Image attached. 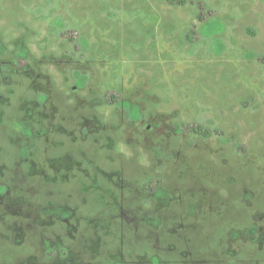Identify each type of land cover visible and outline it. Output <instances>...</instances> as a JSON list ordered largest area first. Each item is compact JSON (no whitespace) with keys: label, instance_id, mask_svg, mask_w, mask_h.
I'll use <instances>...</instances> for the list:
<instances>
[{"label":"rangeland","instance_id":"374dc122","mask_svg":"<svg viewBox=\"0 0 264 264\" xmlns=\"http://www.w3.org/2000/svg\"><path fill=\"white\" fill-rule=\"evenodd\" d=\"M0 264H264V0H0Z\"/></svg>","mask_w":264,"mask_h":264},{"label":"trees","instance_id":"16d2710c","mask_svg":"<svg viewBox=\"0 0 264 264\" xmlns=\"http://www.w3.org/2000/svg\"><path fill=\"white\" fill-rule=\"evenodd\" d=\"M200 5V9L201 10H203L204 9V5H201V4H199ZM200 19H202V17H200ZM203 128L202 127H200V126H197V127H195V128H193L192 129V131L194 132V133H197V134H200V135H203V137H206V138H209V137H211L212 136V134H211V132L210 131H205V132H203V130H202ZM154 182H156V184H161V180H151L148 184H147V186H149L150 184H152V183H154ZM158 184V185H159Z\"/></svg>","mask_w":264,"mask_h":264},{"label":"flooded vegetation","instance_id":"af4514ba","mask_svg":"<svg viewBox=\"0 0 264 264\" xmlns=\"http://www.w3.org/2000/svg\"><path fill=\"white\" fill-rule=\"evenodd\" d=\"M188 37H189V39H190V35H189Z\"/></svg>","mask_w":264,"mask_h":264}]
</instances>
